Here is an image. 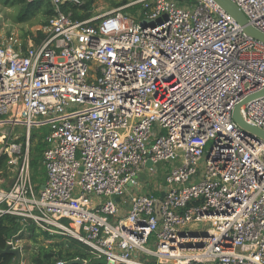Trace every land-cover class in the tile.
<instances>
[{"label":"built area","instance_id":"obj_1","mask_svg":"<svg viewBox=\"0 0 264 264\" xmlns=\"http://www.w3.org/2000/svg\"><path fill=\"white\" fill-rule=\"evenodd\" d=\"M48 1L56 14L40 43L0 41V216L69 235L106 264H150L136 253L264 264V141L232 119L264 88V44L212 0H129L81 22L61 10L77 0ZM230 1L264 34V0ZM240 115L264 131V97ZM41 122L37 184L30 139ZM145 182L157 194L134 192Z\"/></svg>","mask_w":264,"mask_h":264},{"label":"trees","instance_id":"obj_2","mask_svg":"<svg viewBox=\"0 0 264 264\" xmlns=\"http://www.w3.org/2000/svg\"><path fill=\"white\" fill-rule=\"evenodd\" d=\"M78 3L74 6H63L61 7V10L64 13H70L71 17L73 20L81 22L84 21L85 19L89 17V12L91 8V1H86V0H77ZM129 0H119V1H111V7L112 8H120L128 3ZM176 2L178 5H183V4H188L189 0H173ZM0 6H5L9 8H17L19 7V14L17 17V22L21 23L19 26H23V22L30 23L31 25L33 24V20L38 17V19L35 21L36 24L41 25V29L37 30L36 32V40L37 43H40L45 37L46 33H44L43 28H49L52 24V21L54 20L55 17V11L52 6V4L48 0H39L36 1L33 4H28L26 0H0ZM136 8H129V9H124V13L128 12H134ZM97 21L94 23H91L90 25L93 26ZM29 31L25 30L24 28H21V39L23 41L22 45L25 46L24 40L26 38V34H28ZM7 38L10 42L13 41V35L8 32L7 33ZM42 128V127H41ZM42 131V129H41ZM45 132V129H44ZM42 133L41 139L39 142L36 144H33V137H31V146H30V154H31V170L33 172L36 171L38 161H39V155L43 152L45 149V133ZM4 166V158L0 157V167ZM35 176V175H34ZM41 178H43L41 176ZM35 182H38L39 179L36 178L34 179ZM42 182V179H40L39 183ZM65 224L68 222L66 220H63ZM17 229V223L15 219L11 216L8 215H2L0 216V264H12L14 259H15V254L11 253H5L3 252L4 249L6 248V241L9 237L10 234L15 232ZM36 234V233H33ZM43 240L44 243H49V242H55V241H60L64 239V236L62 235H50L47 232L42 231L39 234ZM52 236L54 238H52ZM62 236V237H61ZM69 239L72 241L73 244H75L77 247H75L73 244L71 245L73 248H75L74 252H66V254H62L61 252H56V253H41L42 254V259H38L35 261L37 264H56L58 261H63L64 264L67 262L73 261V260H82L86 261V264H106L105 259L101 256H98L96 253L88 249L87 247L83 246L82 244L78 243L71 237ZM55 257V262H52L51 257Z\"/></svg>","mask_w":264,"mask_h":264},{"label":"rangeland","instance_id":"obj_3","mask_svg":"<svg viewBox=\"0 0 264 264\" xmlns=\"http://www.w3.org/2000/svg\"><path fill=\"white\" fill-rule=\"evenodd\" d=\"M86 1H91V8H90V12H89V17L87 18V20H90V19H98V18H100L106 14H110L113 11H115V9H117V8L114 9L111 7V1H119V0H86ZM19 9H20L19 7L9 8V7H5V6H0V41L2 43H9V44L14 45V46L22 45L23 41L20 38L21 37L20 33H21V28H24L25 30L29 31V33L26 34L27 36L24 40L25 46L38 44L37 40H36L37 37L35 35H36L37 30L42 28L40 24H36V22H35L38 19V17H36L33 20L32 25L30 23L23 22L22 23L23 26L21 27V26H19V25H21V23L17 22ZM43 29H44V31H46L47 28H43ZM8 32H10L13 35V41L12 42H10L7 38ZM41 129H42V132H44L45 123H43ZM46 132L47 131H45L44 133L46 134ZM41 136H42V134H40L38 132L32 133V136H31V137H33L32 143L36 144L37 142L42 140ZM4 142H5V138L0 135V147H1V145H3ZM30 145H32L31 141H30ZM165 170H166V165H164V164H161L158 166H153L149 171L145 172V176H148L150 182L159 183L160 179L165 174ZM135 191L136 190H134V192ZM20 230H22V231H20ZM20 230H18L15 233L17 235L15 237V239L20 240V242H18V245H24V244L29 245L30 244L29 247H31V245L33 243L30 240V237H32L33 232L37 233L36 235H39L42 232L37 227H34L31 224L25 225V228L20 229ZM25 230H29V232H25ZM50 235H52V234H50ZM53 235L64 236V239L61 240V242H59L60 248L59 249L56 248V250H59L61 252L65 251V253L68 250L73 251V247L71 246L73 243L69 239V235H63L62 233H56ZM52 238H54V237L52 236ZM62 243L65 244V248L63 246H61ZM46 244H48L50 246L52 245L51 243H46ZM35 245L36 244L34 243V246ZM73 245L75 247H77L75 244H73ZM51 249H52V246L50 247V250ZM59 251H57V252H59ZM37 253H41V250H37ZM37 253H34L33 256L31 255L32 251L30 252V254L29 253L25 254L24 257L28 260L26 264H34V262H35L34 260L38 256V255H36ZM136 256L140 260H143V261L148 262V263L151 262L152 264H154V262H152L153 258H151L150 256H143L140 253H136ZM51 260H52V262H55V257L52 256Z\"/></svg>","mask_w":264,"mask_h":264},{"label":"water","instance_id":"obj_4","mask_svg":"<svg viewBox=\"0 0 264 264\" xmlns=\"http://www.w3.org/2000/svg\"><path fill=\"white\" fill-rule=\"evenodd\" d=\"M221 10H223L239 27L242 29V33L251 38L254 39L262 44H264V34L259 32L254 27L250 26L247 22L246 17L241 12V10L230 0H212ZM140 24H144V22H140ZM264 97V88L258 92L252 93L242 99L235 107L232 113V119L234 123L238 126L242 136H251L254 138H257L259 140L264 141V131L246 123L243 118L240 115V108L249 102ZM150 166V164H148ZM162 198V196H160ZM159 207L160 203L157 202L155 206V214L157 220L160 219L159 215ZM5 253H11V254H18V252L15 250H12L9 246H6L4 249ZM66 264H84L82 260H73L70 262H67Z\"/></svg>","mask_w":264,"mask_h":264},{"label":"crops","instance_id":"obj_5","mask_svg":"<svg viewBox=\"0 0 264 264\" xmlns=\"http://www.w3.org/2000/svg\"><path fill=\"white\" fill-rule=\"evenodd\" d=\"M42 125H43V123L41 122L40 124L39 123H35L34 125H33V133L34 132H38V133H40V134H42L43 132L41 131V127H42ZM47 123H45V131H47ZM7 131V130H6ZM46 134H47V132H46ZM46 134H45V136H46ZM1 135V134H0ZM45 147H46V145H45ZM44 151V150H43ZM42 154V153H41ZM41 154L39 155V161L41 160ZM32 157V156H31ZM4 158V157H3ZM39 161H38V165H37V168H36V171L34 172V179L36 180V178H38L39 179V181H40V179H42L43 181L41 182V183H43L44 182V174H43V171L42 170H40V171H38V168H39ZM5 167V158H4V166L3 167H0V169H3ZM33 173V172H32ZM41 176L43 177V178H41ZM39 181L38 182H36L37 184H41V183H39ZM136 192L137 193H150V192H156V194H157V189H156V187H155V185H152V186H150V184H148L147 185V183L145 182V183H142V185L140 186V188H138L137 190H136ZM120 201H122V208H123V213H125V210L127 209V204H128V202H127V199H121ZM20 229H23L22 227H20V226H18L17 225V229L15 230V232H13L12 234H10L9 236H10V239H13L14 241H17V242H20V240H16L15 239V237L17 236L15 233L18 231V230H20ZM20 231H22V230H20ZM25 232H29V230H25ZM34 233V232H33ZM37 234V233H36ZM36 234H32V237H30V240L33 242L32 243V245H31V247H29L30 246V244L29 245H27V244H24V245H18V243H17V246L19 247V251L18 250H16L17 252H18V254H15V259H14V262H19V261H23V262H25V263H27V259L24 257V255L25 254H30V252L32 251V256L34 255V253H37V250H41V253L43 252H45V253H56L57 251H59V250H56V248H60L59 247V242H61V240L60 241H55V242H49V243H51L52 245V249L50 250V245H48V244H46V243H43V240H42V238L43 237H41L40 235H36ZM38 237V238H37ZM63 240V239H62ZM34 243L36 244L35 246H34ZM25 246V247H24ZM61 246H63L64 248H65V244H63L62 243V245ZM74 250H75V248H73V252H74ZM15 251V250H14ZM63 251V250H62ZM71 250H68L67 252H70ZM25 252V253H24ZM59 252H61V251H59ZM41 253H37L36 255H38L37 257H36V259L34 260V261H37L38 259H42V254ZM62 254H66L65 253V251H63V252H61ZM32 261V260H31ZM33 262V261H32ZM84 262V264H86V261H83ZM152 262H155L154 260H152ZM146 263H148V262H146ZM150 264H152L151 262H149ZM34 264H37V263H35L34 262Z\"/></svg>","mask_w":264,"mask_h":264},{"label":"clouds","instance_id":"obj_6","mask_svg":"<svg viewBox=\"0 0 264 264\" xmlns=\"http://www.w3.org/2000/svg\"><path fill=\"white\" fill-rule=\"evenodd\" d=\"M9 238V237H8Z\"/></svg>","mask_w":264,"mask_h":264}]
</instances>
